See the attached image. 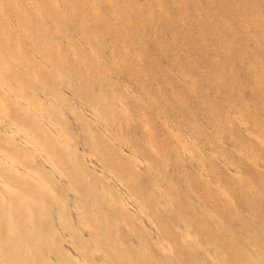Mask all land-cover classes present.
I'll use <instances>...</instances> for the list:
<instances>
[{"label":"bare ground","instance_id":"bare-ground-1","mask_svg":"<svg viewBox=\"0 0 264 264\" xmlns=\"http://www.w3.org/2000/svg\"><path fill=\"white\" fill-rule=\"evenodd\" d=\"M254 151L264 0H0V264H264Z\"/></svg>","mask_w":264,"mask_h":264},{"label":"rangeland","instance_id":"rangeland-1","mask_svg":"<svg viewBox=\"0 0 264 264\" xmlns=\"http://www.w3.org/2000/svg\"><path fill=\"white\" fill-rule=\"evenodd\" d=\"M244 144V146L246 147L247 145L245 144V143H243ZM248 147V146H247ZM255 152V151H254ZM255 157H256V159H258L257 161L258 162H261V163H263L264 164V154H262L261 152H259V153H257V152H255ZM260 159V160H259ZM187 168V167H186ZM255 176V175H254ZM249 180H250V182L253 184V185H256V184H258L257 185V187H259L258 189H259V192L261 193V197H259L258 199L255 197V196H253V195H250V198L249 197H247V199H249V201H245L241 196V198H242V200H244V201H241L240 203H239V197L238 198H235L234 200H236V201H238V203H236V205H237V207H238V210L240 209V206H242V205H244L245 207H249V209H250V211L252 210V212L258 217V220H260V221H262V223H264V212L263 211H261V208H262V204H263V202H264V189H261V187H263V184L264 183H261V181L262 180H264V179H258V178H255V177H253V175H252V177L250 176L249 177ZM233 194V193H232ZM232 196V195H231ZM234 198V197H233ZM261 198V199H260ZM246 199V200H247ZM235 201V202H236ZM239 212H240V210H239ZM242 215V214H241ZM243 216H245L244 217V219H248V216H246V215H243Z\"/></svg>","mask_w":264,"mask_h":264}]
</instances>
